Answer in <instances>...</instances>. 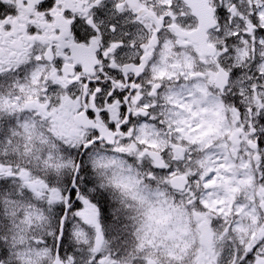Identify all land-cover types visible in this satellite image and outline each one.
Wrapping results in <instances>:
<instances>
[{
  "label": "snow or ice",
  "instance_id": "obj_1",
  "mask_svg": "<svg viewBox=\"0 0 264 264\" xmlns=\"http://www.w3.org/2000/svg\"><path fill=\"white\" fill-rule=\"evenodd\" d=\"M0 264H264V0H0Z\"/></svg>",
  "mask_w": 264,
  "mask_h": 264
}]
</instances>
